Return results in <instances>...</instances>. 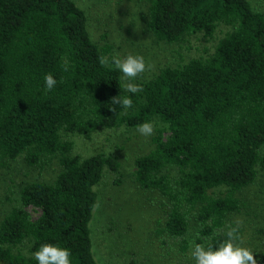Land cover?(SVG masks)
Returning a JSON list of instances; mask_svg holds the SVG:
<instances>
[{"label": "trees", "instance_id": "trees-1", "mask_svg": "<svg viewBox=\"0 0 264 264\" xmlns=\"http://www.w3.org/2000/svg\"><path fill=\"white\" fill-rule=\"evenodd\" d=\"M147 19L159 43L222 36L212 55L161 68L132 93L113 47L94 43L72 0H0V170L22 158L39 174L56 173L24 185L0 222V264H38L44 244L69 249L71 264H98L96 187L120 166L110 155L75 154L73 139L144 123L157 130L134 162V181L167 201V234L186 252L195 216L198 243L215 251L230 232L241 243V230L226 224L240 209L238 193L264 170V14L249 0H149ZM125 97L131 108L116 102Z\"/></svg>", "mask_w": 264, "mask_h": 264}, {"label": "rangeland", "instance_id": "rangeland-1", "mask_svg": "<svg viewBox=\"0 0 264 264\" xmlns=\"http://www.w3.org/2000/svg\"><path fill=\"white\" fill-rule=\"evenodd\" d=\"M88 17V31L99 46L109 44L117 59L128 55L142 56L145 71L129 81L122 74L124 88L128 83L153 77L161 68L174 67L194 58L213 54L221 34L213 39L201 36L188 39L181 45L157 42L147 27L149 0H72ZM254 10L264 14V0H249ZM153 133L145 136L138 129L100 131L89 139L75 137L74 153L81 157L106 154L117 159L119 175L109 171L96 187L97 205L90 223L92 253L98 264H196L192 252L200 239L201 225L197 217L189 218L184 237L189 248L182 252L179 240L166 230L168 203L157 192L144 191L134 181L137 158L152 149ZM264 156V148L262 149ZM50 168L39 174L28 167L22 158L0 170V222L13 207L19 206L24 185L31 182H51L56 174ZM116 181H120L117 183ZM240 209L228 218L226 228L241 230L242 246L256 254L257 264H264V170L255 182L238 193ZM32 219L39 213L27 209Z\"/></svg>", "mask_w": 264, "mask_h": 264}, {"label": "clouds", "instance_id": "clouds-1", "mask_svg": "<svg viewBox=\"0 0 264 264\" xmlns=\"http://www.w3.org/2000/svg\"><path fill=\"white\" fill-rule=\"evenodd\" d=\"M114 63L120 73L129 81L135 79L138 74L145 71V62L142 56L128 55L122 60H116ZM55 84L56 80L51 74L45 76V85L48 90H51ZM126 90L136 93L141 89L130 82L127 84ZM116 102L122 103L125 109L132 107V100L128 97ZM138 131L148 136L153 133V127L150 123H144L139 126ZM229 237L215 251L211 248L205 250L203 245H195L192 256L196 264H257V253L249 247L242 246V243H237L233 233L230 232ZM34 255L38 264H71L70 250L58 245H41L40 249Z\"/></svg>", "mask_w": 264, "mask_h": 264}]
</instances>
